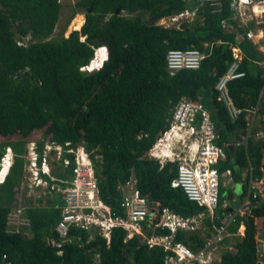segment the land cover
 I'll use <instances>...</instances> for the list:
<instances>
[{
	"label": "trees",
	"instance_id": "obj_1",
	"mask_svg": "<svg viewBox=\"0 0 264 264\" xmlns=\"http://www.w3.org/2000/svg\"><path fill=\"white\" fill-rule=\"evenodd\" d=\"M182 5L180 0H74L72 8L76 14L82 13L83 23L73 20L74 29H80L66 35L64 30L54 33L61 8L58 0H0V134L5 139L16 133L20 136L0 144V157L6 146L13 152V162L0 185V263L5 256L2 264H166L160 246L148 247L138 236L125 239L126 232L117 228L111 231L109 246L98 236L90 238L87 232L70 228L69 241L63 244L62 254H57L45 243L47 236L57 238L54 228L60 219V209L53 208L49 199L45 205L22 207L29 219L28 237L20 227L9 225L8 216L24 175L25 140L33 131L43 130L45 138L51 133V141L60 145L69 142L70 147L84 146L96 162L100 197L117 213L121 200L117 187L130 177L136 180L141 196L157 203V210L169 209L182 217L205 212L180 188L170 186L177 163L167 162L160 168L146 154L167 128L181 97L194 102L200 96L210 111L216 144L224 152L217 165L219 176L225 170L237 176L248 163L254 174L264 170V78L262 67L253 63L258 57L255 48L245 39L239 41L244 32L231 20L227 2L218 11L206 8L203 18L194 20L190 28L155 25ZM139 12L148 13V20L129 16ZM223 20L229 27H222ZM204 43L208 48H203ZM229 45L243 50L240 70L244 76L227 83L234 107L242 110L235 120H230L216 101L214 90L217 78L231 62ZM101 47L107 54L102 67L80 70L76 62L90 64L95 50ZM191 47L209 55L197 70L169 75L166 53ZM100 58L96 53L94 60ZM254 107L259 120L253 132H261L262 143L249 139L246 147L235 148L234 141L247 129L246 113ZM61 159H70L71 167L74 165L70 153L64 151ZM222 194L228 200L234 196L230 190ZM244 195L242 187L239 198ZM222 200L219 196V202ZM250 204L249 211L238 215L231 226L232 231L240 223L244 226L243 235L235 240L234 252L219 249L218 264L260 262L264 247L256 240L255 220L264 222V200L257 197L250 199ZM152 231L154 235L169 234L159 228ZM194 235L179 231L175 241L197 243Z\"/></svg>",
	"mask_w": 264,
	"mask_h": 264
},
{
	"label": "built area",
	"instance_id": "obj_2",
	"mask_svg": "<svg viewBox=\"0 0 264 264\" xmlns=\"http://www.w3.org/2000/svg\"><path fill=\"white\" fill-rule=\"evenodd\" d=\"M187 1V0H180ZM195 5L185 9H179L172 16L163 18L158 24L169 26L185 18L192 20L203 13L206 8L214 11L220 10L223 2H227L232 12V19L244 22L248 6L252 0H191ZM222 27H226L225 21H221ZM246 39L254 40L252 31H247ZM207 47V44H204ZM264 51V46H260ZM232 61L225 72L218 77L214 89L216 100L225 108L230 120H235L241 110L236 109L230 100L227 83L241 78L244 72L239 69L241 54L237 47H230ZM206 54L195 48L186 50H169L165 56L166 70L173 75L182 70H196L201 65ZM263 69L264 60L259 62ZM264 78V76H263ZM199 117V119H197ZM167 128L158 134V137L147 152L150 158H168L178 161L175 178L171 181L172 188H180L185 197L203 207L206 210L208 224L203 223L204 214L194 217H182L171 213L168 209L155 211L150 216V202L138 193L135 180L130 179L125 183V188L132 194L124 197L119 208L122 215L102 202L99 194L96 178L95 163L89 159L84 146L70 147L69 142L63 145L51 141V134L45 138L41 134L28 137L25 144L24 175L22 183L31 189L42 191L52 202L55 209H60V220L55 231L58 238L48 236L46 242L49 246L60 250L68 239L70 228L83 230H98L99 235L109 238L113 227H121L126 230L127 237L135 234L141 236L149 247L162 246L166 253V264H214L218 260V250L226 241L243 234V226L240 223L236 231L231 230L232 224L238 215H242L243 208L237 207L228 212L227 204L219 203L221 191L217 163L223 159L221 147L216 144L217 134L210 114L200 103L180 100L172 111L171 118L167 120ZM247 132L235 142L236 147H246L249 139H255L252 132L248 131L251 125L247 122ZM259 136V134H255ZM177 138V139H176ZM185 147L184 153H177L171 147L178 141ZM40 142V144H39ZM195 143L194 152L191 151ZM39 146L41 150H39ZM161 148H158V147ZM159 150V153H158ZM74 155L71 167L70 159H61L63 152ZM264 153V145H263ZM62 160L61 163L58 161ZM12 162L8 156L2 160L3 165ZM247 183L244 202L250 198L264 196V171L262 174H254L251 165L246 168ZM228 173V171H227ZM1 181V179H0ZM125 196V195H124ZM244 203V204H245ZM157 204V203H154ZM224 210L223 214L216 215V211ZM21 210L12 212L16 220L20 219ZM217 216V217H216ZM10 215L8 219H10ZM202 218V219H201ZM156 220V223L153 221ZM9 225L16 228L28 225L27 223L11 222ZM152 226L168 230V235L146 238L142 232V225ZM204 224V225H203ZM202 230L203 237L200 245L187 246L181 241H174L177 232H196ZM6 260L2 256V264ZM9 264V263H7Z\"/></svg>",
	"mask_w": 264,
	"mask_h": 264
},
{
	"label": "clouds",
	"instance_id": "obj_3",
	"mask_svg": "<svg viewBox=\"0 0 264 264\" xmlns=\"http://www.w3.org/2000/svg\"><path fill=\"white\" fill-rule=\"evenodd\" d=\"M59 1V0H58ZM253 6H259V7H261L262 8V10H264V1H255V0H252V3L248 6V8H247V11H246V17H245V20H244V22H238V21H234L236 24H237V27L238 28H241V24H244L245 22L248 24L249 22H253V23H257V24H259V22L257 21V19H256V16L253 14V11H252V7ZM211 10H213V9H211ZM229 10V9H228ZM230 11V10H229ZM249 11V13H251V15H252V17L251 18H249L248 19V17H249V14L247 13ZM231 12V11H230ZM175 13V12H174ZM174 13H172V14H170V15H167L166 17H169V16H172ZM264 14V11H263V13H262V15ZM261 15V16H262ZM77 16V15H76ZM166 17H162V18H160L159 20H157L156 22H155V25L156 26H158V23L160 22V20H162L163 18H166ZM78 18V17H77ZM80 18L82 19V23H83V16L82 15H80ZM231 18H232V12H231ZM76 18H74V20H75ZM252 20H254V21H252ZM225 21V20H224ZM225 23H226V21H225ZM245 23V25H244V29H245V34H246V32L247 31H252L253 32V34L255 35V33H254V31L253 30H249L248 29V25ZM82 25V24H81ZM160 25V24H159ZM222 25V24H221ZM160 26H162V25H160ZM81 27V26H80ZM227 27H229L228 26V24L226 23V27L225 28H227ZM161 28H164V29H167L166 27H164V26H162ZM80 29V28H79ZM79 29H72L71 31H79ZM235 31V30H234ZM236 32V31H235ZM237 34V33H236ZM236 34H234V35H236ZM245 34H244V37H240V40L241 39H245V40H247V41H258L257 40V37L258 36H256L255 35V38H254V40H248V39H246V37H245ZM67 35V34H66ZM207 47H208V45H207ZM176 50V49H175ZM96 53H98V55H101V58L99 59V61L98 60H96V64H94V65H91L92 63H93V61H94V57H95V54ZM230 53H231V51H230ZM106 56H107V54H106V50H105V48H103V47H101V48H98V49H96L95 50V52H94V56H93V60H92V62L90 63V64H88V65H84V63H83V65H80L79 66V68H80V70H83V71H87V72H90V71H97L98 69H100L101 67H102V65H103V63H104V61L106 60ZM261 61H263V60H260V61H257V62H255L256 64H259V62H261ZM221 76V75H220ZM264 76V75H263ZM36 134H41L42 135V137L44 138L45 136L43 135V130H36V131H33V133H31L28 137H31V136H35ZM51 134V133H50ZM252 134L253 135H255V134H257V132H252ZM49 135V134H48ZM257 141H259L260 143H262L260 140H257ZM25 144H26V140H25ZM173 145H175V146H178L179 148H175V149H179L180 150V148H181V146H182V144H180L179 143V140L178 141H176V142H174V144ZM263 143H262V152H263ZM174 146V147H175ZM182 149H184V150H186L185 149V147L184 146H182ZM195 149V148H194ZM194 149H193V147H192V149H191V151L192 152H194ZM85 150H86V152L88 153V151H87V149L85 148ZM26 152V151H25ZM181 153H182V151H181ZM25 154V153H24ZM147 154V153H146ZM223 154H224V152H223ZM264 154V153H263ZM148 155V154H147ZM5 156H8L9 158H10V160L13 162V152H12V150H11V148L9 147V146H6V148L4 149V153H3V155L0 157V179H1V181H0V185H1V183H3V181H4V178H5V176H6V174L8 173V171H9V169H10V167H11V164H12V162H9L10 164L7 166V165H3V163H2V160L5 158ZM88 156H89V153H88ZM24 157V156H23ZM89 159H90V157H89ZM154 160H156L158 163H159V167L161 168V167H163L164 166V164L165 163H167V162H169V163H177V166H178V161H171L170 160V157H168V158H153ZM223 159H224V157H223ZM223 159H221V160H223ZM91 160V159H90ZM221 160H219L218 161V163L221 161ZM93 161V160H92ZM94 163H96L95 161H93ZM218 163H217V165H218ZM96 165V164H95ZM94 165V166H95ZM247 168V167H246ZM246 168L245 169H243V170H245V175L247 176V172H246ZM218 170V169H217ZM225 171H229V170H225ZM264 170H261V174H262V172H263ZM230 172V171H229ZM260 174V175H261ZM228 176H230V175H228ZM231 177V176H230ZM130 179H134V177H130L128 180H130ZM135 180V179H134ZM219 180H220V177H219ZM135 182H136V180H135ZM246 183H247V180H246V182H245V195L240 199H236L235 201H231V200H227V199H224V200H222L221 202H219V203H221V204H227L228 205V208H227V210H228V212H230L232 209H236L237 207H242L243 209L246 207V206H248V205H250V207L245 211V212H243V210H242V212H243V214L244 213H246V212H248L249 211V209L251 208V204H250V200H249V202H244V198H245V196H246ZM23 184V183H22ZM21 184V185H22ZM21 187V186H20ZM220 187H221V191H220V194H221V192L223 191V187L221 186V181H220ZM177 188V187H176ZM220 194H219V196H220ZM45 197H46V200H48L49 198L45 195ZM257 198V197H256ZM259 198H264V196L263 197H259ZM250 199H253V198H250ZM50 200V199H49ZM262 200V199H261ZM264 200V199H263ZM228 201V202H227ZM245 203V204H244ZM15 204V203H14ZM46 204V203H45ZM44 204V205H45ZM51 204H52V202H51ZM120 204V203H119ZM152 204H154V203H152ZM25 205V204H24ZM24 205H14L13 206V209H12V211L11 212H15L17 209H20L21 210V214H20V221H23V223H27L28 225L26 226V225H24V226H19L21 229H20V231H21V233L25 236L26 234H28V235H26V237H28L29 236V232H28V230L26 229L28 226H29V219L27 218V217H25L24 216V214H23V209H22V207L24 206ZM234 205V206H233ZM52 207H53V205H52ZM54 208V207H53ZM118 210H119V212H120V214L122 215V211H121V209L119 208V205H118ZM153 210V209H152ZM206 211V210H205ZM10 215H12V213L10 214ZM60 220V219H59ZM58 220V221H59ZM242 224V223H241ZM243 226V225H242ZM56 227V226H55ZM115 228H117V229H122L121 227H113L112 229H115ZM143 228H144V230H143ZM72 230H80V231H85V232H87L88 234H89V237L90 238H92V237H94V236H98V237H100V238H102V239H104V241H105V245L106 246H109V243H110V234H111V231H112V229H111V231H110V234H109V238H108V240L105 238V237H103V236H101V235H99V233H98V230L96 229V230H94V229H90V230H83V229H77V228H75V229H73V228H71ZM152 230L153 228H152V226H151V228L150 227H147V225L146 224H144V225H142V232L144 233V234H146V231L147 230ZM157 229V228H156ZM237 229V228H236ZM122 230H124V229H122ZM243 230H244V226H243ZM54 231H55V228H54ZM125 232H126V230H124ZM168 231V230H167ZM236 231V230H235ZM56 232V231H55ZM57 233V232H56ZM243 235V234H242ZM241 235V236H242ZM262 235H264V234H262ZM134 236H138V237H140L142 240H143V242L144 243H146L145 242V240L141 237V236H139V235H137V234H135V235H133V236H131V237H134ZM158 236V235H157ZM159 236H162V235H159ZM241 236H239V237H237V238H232L233 239V241H226V242H224L223 244H225V243H230V244H232V247L234 248V243H235V240L236 239H238V238H240ZM48 237V236H47ZM46 237V238H47ZM131 237H127V232H126V236H125V239H128V238H131ZM46 238H45V243H46V245H48L47 244V242H46ZM57 238H58V234H57ZM69 240L67 239V242H68ZM174 241H175V239H174ZM229 244V245H230ZM147 245V244H146ZM49 246V245H48ZM153 246H158V245H153ZM152 246V247H153ZM49 247H51V246H49ZM149 247V246H148ZM162 249H163V247L162 246H160ZM221 247V246H220ZM223 247V246H222ZM51 248H53V249H56L55 247H51ZM62 249V248H61ZM57 250V254H58V249H56ZM222 250H224V249H222ZM163 251L165 252V256H166V253H167V251H165L164 249H163ZM60 252H61V250H60ZM61 254H62V252H61ZM61 254H59V255H61ZM217 256H218V260H216L215 261V263L214 264H218L219 263V261H220V258H221V254H219V253H217ZM98 257V255H95V259ZM261 257V256H260ZM166 259V258H165Z\"/></svg>",
	"mask_w": 264,
	"mask_h": 264
},
{
	"label": "rangeland",
	"instance_id": "obj_4",
	"mask_svg": "<svg viewBox=\"0 0 264 264\" xmlns=\"http://www.w3.org/2000/svg\"><path fill=\"white\" fill-rule=\"evenodd\" d=\"M59 3H60V12H59V18H58V21H57V25L55 27V31L54 33H58L59 31L61 30H64V33L65 34H68L69 32H71L72 29H74V27L76 26V24H73V20L74 18H76V20H81V23H82V19L80 18V15L82 13H75L72 6L74 4V0H59ZM254 12L256 13V15H259V9H255ZM249 14V18L252 17L251 13H249V11L247 12ZM77 15V16H76ZM131 17H139L142 21H146L148 20V13L146 12H139V13H135V14H131L129 15ZM78 17V18H77ZM257 18V21H260L259 23H264V14L262 15V17L260 18V16H256ZM197 20H201L200 17L197 18ZM254 21V20H252ZM262 21V22H261ZM73 22V23H72ZM246 23V22H245ZM244 24H241V29L244 34H245V29H244ZM247 24V23H246ZM185 26H187L188 28L191 27V24L189 23H185L183 24ZM248 25V29H254L256 30L255 33L258 31V30H263V26L262 24H259L260 26L259 27H256L253 22H250ZM250 25H253L252 28L250 27ZM262 26V27H261ZM158 27H162L158 24ZM259 28V29H257ZM261 28V29H260ZM206 44V43H205ZM261 44H264L263 42H261ZM205 47V46H204ZM208 48V47H207ZM210 49V48H209ZM206 54L205 58L209 55L208 52H204ZM204 58V59H205ZM96 60L93 61V63L91 65H94L96 64L95 63ZM203 62V61H202ZM76 65L80 66V65H83V62L82 61H77L76 62ZM200 67V66H199ZM197 70V69H196ZM217 81V80H216ZM216 83V82H215ZM215 90V89H214ZM200 98V97H198ZM198 100V99H197ZM194 101V102H198V101ZM258 115H256L255 117H252V116H248V119L250 121H253V119H255L256 121L259 120L257 119ZM255 122L252 123V127L255 126ZM20 136L16 133L14 134L13 136L11 137H8L7 139L3 138L0 134V144L5 141V140H10V141H14L16 139H18ZM177 139V138H176ZM217 139V138H216ZM216 141V140H215ZM158 148H161L160 146ZM235 148H237L235 146ZM180 151H182V148H180ZM158 153H159V150H158ZM242 172V174H241ZM97 173H99L100 177H104V174L103 172L101 171V169L99 167H97ZM244 180V181H243ZM245 180H247V176L245 175V172L243 170H240L239 171V175L237 176H228L227 173L224 171L222 172V175L220 176V181H221V186L223 187V191H226V190H230L232 192L233 190V193L235 195V199H239V194H240V187H239V184L237 183H242L244 184L243 186V189L245 187ZM136 184V183H135ZM232 190H231V189ZM223 199H227L225 196L226 195H220ZM262 200L264 198H261ZM228 200V199H227ZM228 202V201H227ZM14 203L16 205H24V204H31V205H44V203H46V197H45V194L42 193V191H38V190H35V189H31L30 187H28L26 184H22L21 187H20V192L18 194H16L15 196V199H14ZM234 206V205H233ZM10 219H8V221H11V222H20V219L19 221L16 220L15 216L13 215H10ZM256 222V228H257V234H262L264 233V222L261 218H257L255 220ZM28 235V234H26ZM25 235V236H26ZM237 238V237H235ZM237 240V239H236ZM260 241V240H259ZM260 244H262V241L259 242ZM219 249H223V247L221 246ZM230 251V252H234V248L233 247H230V245L224 249V251ZM264 258V254L262 257H260V264H262L264 262L263 260Z\"/></svg>",
	"mask_w": 264,
	"mask_h": 264
},
{
	"label": "crops",
	"instance_id": "obj_5",
	"mask_svg": "<svg viewBox=\"0 0 264 264\" xmlns=\"http://www.w3.org/2000/svg\"><path fill=\"white\" fill-rule=\"evenodd\" d=\"M182 3H183V5L181 6V7H179V8H177L176 10H175V12L176 11H178L179 9H185V8H187V7H190V6H193V5H195V3L193 2V1H191V0H187V1H181ZM205 11H206V9H205ZM204 11V12H205ZM204 12L203 13H201V14H199L198 16H196L193 20L191 19V18H185V19H183V20H180V21H178L177 23H174L173 25H169V26H165L167 29H169V28H171V29H175V30H179L180 28H181V26L183 25V24H185V23H190V24H193V21L194 20H196L198 17H200V19H202L203 18V14H204ZM164 17H166V16H164ZM262 16H260V18H261ZM257 19V18H256ZM231 20L233 21V19L231 18ZM199 21V20H198ZM258 22H260V21H258ZM262 22V21H261ZM250 23V22H249ZM248 23V24H249ZM256 27H259L260 25L259 24H262V26L264 27V23H259V24H257V23H253ZM229 26V25H228ZM261 26V27H262ZM257 29H259V28H257ZM261 29V28H260ZM249 30H251V29H249ZM253 31H254V33H255V31L256 30H254V29H252ZM255 35L256 36H258L257 37V40L258 41H248V42H250V43H252V45L254 46V48H255V51H256V53H257V55H258V57H256V59L255 60H253V63H255V62H257V61H260V60H264V51L261 49V48H259L260 46H264V44H261V42H263L264 43V28H263V30L261 29V30H258L256 33H255ZM243 39H241L240 40V38H239V41H242ZM247 41V40H246ZM205 44V43H204ZM204 44H203V48L204 49H206L207 47H204ZM232 46H234V47H237L239 50H240V54H241V58L243 57V50L241 49V48H239L237 45H229V49H230V47H232ZM191 48H193V47H191ZM187 49H189V48H187ZM195 49H197V48H195ZM184 50H186V49H184ZM198 50H200V49H198ZM201 51V50H200ZM203 52H205V50H203ZM231 61H232V57H231ZM231 63V62H230ZM229 63V64H230ZM228 64V65H229ZM227 65V66H228ZM240 65H241V63H240ZM167 71V70H166ZM168 72V71H167ZM168 74H169V72H168ZM170 75V74H169ZM218 79V78H217ZM200 97V96H199ZM180 100H187V101H191V100H188V99H186L185 97H181L180 99H179V101ZM178 101V102H179ZM198 102L197 103H200L202 106H203V108L207 111V112H209V114H210V111H209V109L207 108V107H205L202 103H201V101H200V98H198V100H197ZM177 102V103H178ZM191 102H193V101H191ZM176 103V104H177ZM175 104V105H176ZM175 107V106H174ZM174 107H173V109H174ZM173 109H172V111H173ZM171 115H172V112H171V114H170V117L168 118V119H170L171 118ZM197 119H199V117H197ZM210 119H211V115H210ZM211 121H212V119H211ZM215 128V127H214ZM238 141H240V139H237V140H235L234 142H238ZM191 144H192V147H193V149L195 148V143L194 142H191ZM235 144V143H234ZM175 145H171V147H173V149L175 150V152H177V153H181V151L179 150V149H175V148H179L178 146H175ZM181 148H182V146H181ZM182 152L184 153V149H182ZM241 170H243V169H241ZM244 172H245V170H243ZM226 173H227V171H225ZM241 174H242V172H241ZM227 175H230V176H232V174L228 171V173H227ZM231 178V177H230ZM128 181V180H127ZM126 181V182H127ZM244 181V180H243ZM125 182V183H126ZM237 184H239V187H240V194H241V192H242V187L244 186V184H242V183H237ZM99 188V187H98ZM117 189H118V192H119V196H120V198H121V200H120V202H122L123 200H124V197H126V196H130L131 194H132V192H130V190L128 191V189H126L125 188V184L124 185H121V184H119L118 185V187H117ZM231 189V188H230ZM232 190V189H231ZM239 194V195H240ZM125 195V196H124ZM232 195H234V193H233V190H232ZM101 198V197H100ZM102 200V199H101ZM236 199H235V195L233 196V199H231V201H235ZM103 202V201H102ZM46 203H47V200H46ZM45 204V203H44ZM150 207H151V209H154L155 211H158L156 208H157V204H150ZM169 210V209H168ZM169 211H171V210H169ZM151 212V211H150ZM171 213H174V214H176V215H179V216H181L180 215V213H177V212H174V211H171ZM200 213H202V214H204V218H203V223L204 224H206L205 223V221H208V219L206 218V211L205 212H200ZM200 213H198V214H195V215H191V216H188V217H194V218H196V216H198V215H200ZM218 216V215H217ZM216 216V217H217ZM202 219V218H201ZM203 224V225H204ZM154 233V231H152V230H147L146 231V234H144V236L146 237V238H152V237H155V236H157V235H154V234H152V233ZM147 233H151V235H148ZM186 233H194V232H186ZM194 236H196L197 238H198V240H196L197 241V243H192V242H188L187 244H185L184 242V244L185 245H187V246H195V245H200L201 243H202V237H203V233H202V230H197L196 232H195V235ZM229 244L230 243H225V244H223V249H225L226 248V246L228 247L229 246ZM230 247H232V244H230ZM98 258H96L95 260H97Z\"/></svg>",
	"mask_w": 264,
	"mask_h": 264
},
{
	"label": "bare ground",
	"instance_id": "obj_6",
	"mask_svg": "<svg viewBox=\"0 0 264 264\" xmlns=\"http://www.w3.org/2000/svg\"><path fill=\"white\" fill-rule=\"evenodd\" d=\"M255 9H259V15H256V13L254 12V10ZM252 11H253V14L255 15V16H261L262 15V13H263V11L264 10H262V8L261 7H259V6H253L252 7ZM82 24V23H81ZM240 63H241V61H240ZM259 66H260V64H258ZM239 69H240V67H239ZM242 78V77H241ZM237 79H239V78H237ZM232 81V80H231ZM229 97H230V95H229ZM230 100H231V97H230ZM217 101V100H216ZM218 102V101H217ZM231 102H232V100H231ZM220 103V102H219ZM232 105H233V102H232ZM234 106V105H233ZM237 109V108H236ZM239 110H241V109H239ZM256 111H257V107H254V108H252L251 110H249L247 113H246V116H245V119H246V122H248L250 125H251V127H250V129H248V131H250V132H253V129H254V127H252V123L253 122H255L256 123V120L255 119H253V121H250L249 119H248V116H252V117H255L257 114H256ZM241 112H242V110H241ZM240 112V113H241ZM246 132H247V129H246ZM254 132H257V134H259V136H255L254 135V138L255 139H253L254 141L255 140H261V136H262V134H261V132L260 131H254ZM263 144H264V142H263ZM220 177V176H219Z\"/></svg>",
	"mask_w": 264,
	"mask_h": 264
},
{
	"label": "water",
	"instance_id": "obj_7",
	"mask_svg": "<svg viewBox=\"0 0 264 264\" xmlns=\"http://www.w3.org/2000/svg\"><path fill=\"white\" fill-rule=\"evenodd\" d=\"M117 13H118V10L115 11V14H117ZM231 33H232V34H236V32H235L234 30H232ZM249 207H250V205L246 206V207L243 209V212H245ZM152 213H153V210H151L149 218L151 217V214H152ZM256 240H258V241H259V240L262 241V245H263V247H264V235H258V236H256ZM258 264H260V263H258ZM263 264H264V262H263Z\"/></svg>",
	"mask_w": 264,
	"mask_h": 264
}]
</instances>
